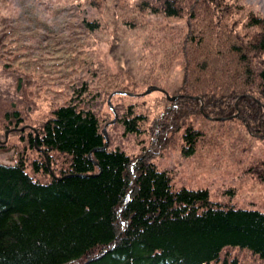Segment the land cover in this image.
Returning a JSON list of instances; mask_svg holds the SVG:
<instances>
[{"label": "trees", "instance_id": "16d2710c", "mask_svg": "<svg viewBox=\"0 0 264 264\" xmlns=\"http://www.w3.org/2000/svg\"><path fill=\"white\" fill-rule=\"evenodd\" d=\"M134 4L138 15L186 20L175 48L184 92L165 95L163 119L154 126L159 142L184 126V151H194L199 131L183 119L202 114L200 99L212 120L241 119L264 141V15L230 0ZM10 109L5 117L20 124L21 106ZM125 111L119 121L126 132H140L146 116L131 105ZM29 141L46 158L33 160L31 172L49 177L29 173L22 158L0 162V264H237L221 259L225 248L264 258V211L215 202L205 188L175 187L147 154L132 158L109 148L90 109L74 102L53 107ZM52 152L67 159L58 174L48 169Z\"/></svg>", "mask_w": 264, "mask_h": 264}, {"label": "rangeland", "instance_id": "374dc122", "mask_svg": "<svg viewBox=\"0 0 264 264\" xmlns=\"http://www.w3.org/2000/svg\"><path fill=\"white\" fill-rule=\"evenodd\" d=\"M230 1L264 15V0ZM134 3L0 0V162L22 158L29 173L48 179L30 170L33 160H46L30 145V137L53 107L74 102L97 115L109 148L132 158L147 154L168 171L175 187L205 188L215 202L264 211V141L249 134L241 119L217 121L192 112L183 119L200 134L192 153L184 151V126L167 131L159 142L154 126L163 119L165 92L174 99L184 92L182 55L175 48L186 20L138 15ZM82 20L99 26L88 30ZM148 85L157 89L146 92ZM130 105L146 116L137 133L126 132L119 121ZM19 106L22 121L14 124L5 114ZM52 155L48 169L58 174L67 159ZM223 257L237 264H264V258L246 249L225 248Z\"/></svg>", "mask_w": 264, "mask_h": 264}, {"label": "water", "instance_id": "95a60500", "mask_svg": "<svg viewBox=\"0 0 264 264\" xmlns=\"http://www.w3.org/2000/svg\"><path fill=\"white\" fill-rule=\"evenodd\" d=\"M154 89H157V86H155V85H148L147 86V88H146V92H149V91H151V90H154ZM166 95L168 96V98H170V99H173V98H175L176 97V95H173V96H169L167 93H166ZM200 110H201V112H203L202 110V103L200 104ZM208 118H213V117H210V116H208V115H206ZM104 131V135H105V139L107 138V136H106V132H105V130H103Z\"/></svg>", "mask_w": 264, "mask_h": 264}]
</instances>
